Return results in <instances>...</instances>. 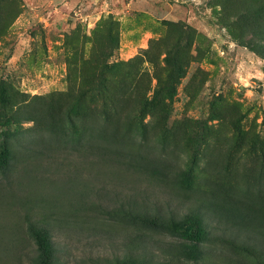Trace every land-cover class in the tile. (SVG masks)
I'll return each instance as SVG.
<instances>
[{
  "label": "rangeland",
  "instance_id": "rangeland-1",
  "mask_svg": "<svg viewBox=\"0 0 264 264\" xmlns=\"http://www.w3.org/2000/svg\"><path fill=\"white\" fill-rule=\"evenodd\" d=\"M219 2L0 0V150L11 151L0 172V264H31V223L50 230L57 264H122L131 254L146 264H253L229 245L250 233L224 209L228 186L264 188V58L235 40ZM106 62L126 63L103 78L123 110L136 101L137 153L163 175L132 159L91 163L69 135L61 146L49 139L50 120L86 131L102 105L91 88L102 82L86 69ZM182 170L190 188L174 183ZM133 200L175 218L200 213L204 257L184 259L175 239L154 232L132 241L136 229L115 211Z\"/></svg>",
  "mask_w": 264,
  "mask_h": 264
},
{
  "label": "trees",
  "instance_id": "trees-1",
  "mask_svg": "<svg viewBox=\"0 0 264 264\" xmlns=\"http://www.w3.org/2000/svg\"><path fill=\"white\" fill-rule=\"evenodd\" d=\"M219 4L222 8L221 21L231 28L235 40L264 58V0H220ZM246 35L250 36L251 39H246ZM166 60L170 62L171 59L166 57ZM117 63L110 65L106 62L98 67L97 71L86 69L87 77L96 78L97 76L98 80L102 82L91 87L97 89L102 105L101 108H96V110L95 108L90 109L86 131H83L82 135L66 132L62 127L63 124L61 126L58 121L50 120L48 121L51 126L49 133L52 136L49 139L58 142L59 145L57 146L64 145L65 142L71 140L76 145L75 147L82 151V157H87L91 163L101 160L107 166L113 167L116 165L119 169L121 166L128 168L127 165L131 164L132 159L137 163L136 170L140 167L144 170L149 169L152 174L160 173L161 175L162 172L156 167H149L153 161L142 154H138V148L141 145H139L140 142L135 139V136L139 132L135 133L136 129L133 126L135 119H137L135 114L136 101L130 99L129 104L124 102L126 106L128 105V108L123 110V104L121 105L120 100L115 99L113 95H109L111 78L110 75L107 78L103 77H106L105 75L111 72L114 66L118 67L126 64L124 62ZM171 65H173L172 70L181 69L180 66L174 65V60H172ZM97 72H99L98 75L95 74ZM91 90L89 89V91ZM1 98L4 101L3 97ZM65 135H69L68 140H65ZM83 135H86V138L84 144H81ZM134 157L138 158L134 159ZM10 159V149H1L0 172L3 173L9 168ZM140 160L144 162L141 163ZM187 175L188 173L182 170L174 183L181 187L190 188ZM217 184L224 187L220 182ZM228 187L229 205L224 210L229 209L227 212L230 221L250 233L246 236L247 239L242 245L232 241H229V245L232 244L231 248L242 255L243 252H246L254 256L255 261L253 264H264V250H262L264 247V188L251 191V189H241L236 185ZM115 215L119 221L121 220L120 222L136 229L137 233L132 241L135 240L140 243L144 240V234L154 232L175 239V249L184 259L197 262L204 257V245L208 232L200 213L196 211L175 218L163 215L155 209L151 210L145 203L133 200L128 202L127 207L122 203L121 208L115 211ZM28 234L32 237L36 249L31 264H57V249L50 230L45 226L31 223L28 225ZM121 262L122 264L147 263L144 256L141 257L140 254L125 256ZM235 264L246 263L243 259L237 258Z\"/></svg>",
  "mask_w": 264,
  "mask_h": 264
}]
</instances>
